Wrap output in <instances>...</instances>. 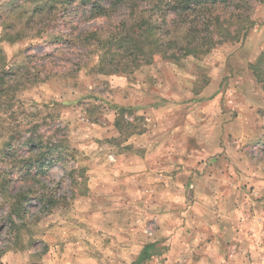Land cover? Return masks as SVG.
Segmentation results:
<instances>
[{
    "label": "rangeland",
    "instance_id": "rangeland-1",
    "mask_svg": "<svg viewBox=\"0 0 264 264\" xmlns=\"http://www.w3.org/2000/svg\"><path fill=\"white\" fill-rule=\"evenodd\" d=\"M245 1L238 42L104 75L75 37L126 10L0 0V73L18 82L0 98V264H264V0Z\"/></svg>",
    "mask_w": 264,
    "mask_h": 264
},
{
    "label": "trees",
    "instance_id": "trees-1",
    "mask_svg": "<svg viewBox=\"0 0 264 264\" xmlns=\"http://www.w3.org/2000/svg\"><path fill=\"white\" fill-rule=\"evenodd\" d=\"M41 1L43 3L38 11L42 14L45 9L56 8L57 3H65L66 0ZM69 1L84 4L83 12L89 19H107L121 9L126 10V17L118 24L121 28L114 34L102 39V31L94 29L81 32L75 37L76 40L93 46L94 51L103 52L96 71L104 75L134 72L151 64L156 57L173 61L203 57L223 43L238 42L253 25L246 15L252 5L245 0H67ZM45 14L47 13L42 15ZM243 29L244 34L241 35ZM263 62L264 55L252 67L254 73L256 65ZM261 76V71L256 73L259 80H262ZM5 83L14 86L18 84L16 79L5 82L4 72L0 73V98L11 90L12 85L6 88ZM116 128L121 129L118 121ZM24 144L29 152H33L34 148L42 150V139L32 134L24 139ZM54 149L60 152L63 147L57 145ZM40 159L34 165L37 169L43 168L44 162H40ZM25 172V177L32 174L30 169ZM150 248L153 246L149 245L144 249L139 262L149 258Z\"/></svg>",
    "mask_w": 264,
    "mask_h": 264
},
{
    "label": "crops",
    "instance_id": "crops-1",
    "mask_svg": "<svg viewBox=\"0 0 264 264\" xmlns=\"http://www.w3.org/2000/svg\"><path fill=\"white\" fill-rule=\"evenodd\" d=\"M149 246V245H148ZM154 247V246H153ZM162 254V252H158V251H154V255H152V256H150V257H155V255L156 256H160ZM141 255V254H140ZM142 256V255H141ZM145 261H148L147 259L145 260ZM145 261H143V263L145 262Z\"/></svg>",
    "mask_w": 264,
    "mask_h": 264
}]
</instances>
